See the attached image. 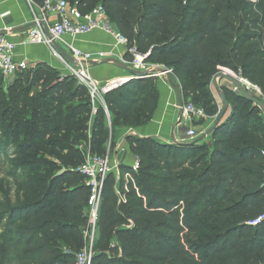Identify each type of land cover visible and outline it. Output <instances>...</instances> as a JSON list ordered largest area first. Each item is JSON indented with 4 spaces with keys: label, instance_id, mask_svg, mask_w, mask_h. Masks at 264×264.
Wrapping results in <instances>:
<instances>
[{
    "label": "trees",
    "instance_id": "trees-1",
    "mask_svg": "<svg viewBox=\"0 0 264 264\" xmlns=\"http://www.w3.org/2000/svg\"><path fill=\"white\" fill-rule=\"evenodd\" d=\"M39 5L43 0H36ZM84 12L102 4L128 48L149 54L148 62L192 78L195 92L211 100L210 86L219 68L232 70L264 95V0H67ZM126 58H132L129 52ZM57 73L47 64L18 73L21 80ZM67 77L45 90L43 98L57 112L47 125V144L80 156L51 173L41 169L29 186L30 198L0 201V264H76L77 243L84 241L91 189L77 168L84 144L76 137V118L93 112L90 93ZM22 83H18L21 85ZM10 87L9 91H13ZM22 90V89H21ZM18 91L22 94L23 91ZM189 87H183L185 99ZM231 101L253 104L225 91ZM157 100L150 101L151 95ZM153 81L134 80L106 92L104 101L117 122L144 113L148 123L159 98ZM21 96V95H20ZM77 101L75 105L70 103ZM235 104L207 143L166 145L153 138L127 137L140 166H120L107 177L99 211V241L117 244L93 254L91 264H264V119L258 106L241 116ZM107 112L96 114L89 140L93 154L109 143ZM84 139H87L84 137ZM121 198H125L126 202ZM133 221L132 228L122 224ZM203 231L204 241H198Z\"/></svg>",
    "mask_w": 264,
    "mask_h": 264
},
{
    "label": "rangeland",
    "instance_id": "rangeland-1",
    "mask_svg": "<svg viewBox=\"0 0 264 264\" xmlns=\"http://www.w3.org/2000/svg\"><path fill=\"white\" fill-rule=\"evenodd\" d=\"M127 60L131 61L132 58ZM148 65L150 69L154 71L160 72L167 70L166 68H163L164 66L158 63L148 62ZM47 66L55 69L57 73L49 74L46 72L41 76L32 77L29 80L25 78L21 80L20 75H16L10 79L0 76V201H4L7 198L12 199L13 201L18 199L27 200L30 198L29 186L41 169L50 171L54 174L60 171L68 163H70L73 167H76L81 163V159L79 158L80 156L71 160L68 153L66 154L62 151H57L54 147H50L47 144L52 139V136L47 132V125H55L57 112L55 108L47 104L46 100L43 98L44 92L52 84L62 82V80L67 79V77L76 79L72 74H70V71L65 66V69H57L51 65ZM227 70L234 78L243 82V78L240 75L236 74L232 70ZM221 71L222 68H219V72ZM166 75L168 76L163 77H170L172 82L180 86L181 91L183 90V87L190 88L189 91L185 92L186 95L184 103L190 101L194 103L198 109L204 111V117L198 118L199 121L193 124L198 137L195 140H187L190 143L195 142L211 128L209 127V129H207V122H215L219 111L224 106L221 99V93L218 91L217 85L220 86L223 92L232 91L233 93H236L234 91L235 86L225 79L216 80L214 77L210 86L213 97L209 100L203 96L201 91H193L194 86L192 85V78L184 82L182 81V77L175 72ZM160 79H162L161 76L158 77L150 74V76L144 79H135L134 83L138 84L141 80H151L153 81V87H158ZM18 83L22 84L18 85ZM11 86L17 88H13V91L10 92L9 88ZM243 88H247V86L244 84ZM109 89H112V87ZM109 89L102 91L101 97L103 99ZM20 90L23 91L22 94H18V91ZM238 91L239 92H237V94L241 96L240 89ZM250 94L253 97L264 100V95L261 91L252 89ZM156 97L157 94L155 96L151 95L149 99L150 101L157 100ZM75 103H77V101L70 103V105H75ZM235 104L240 105L241 108L239 112L241 116L247 114L255 108L254 104L242 103V101H231L228 111L229 114H226L225 118L230 115ZM101 106L102 102L98 101L96 107L99 109ZM144 109L145 106H141L139 113H137L134 117L128 118L129 116H125L123 120L124 122H117L120 120H116L113 116H111V114L107 113L106 127H108L109 130V143L103 150L97 151L96 154L110 161L111 167L114 168V171H116V178H118L117 173L118 171H121L120 166L125 158L124 156H121L119 158L120 164L113 166L114 149L116 148L115 131L117 129L115 125L125 124L127 119H130L131 124H135L139 120L141 114L144 113ZM262 115V118L264 119V110H262ZM95 117L96 115L92 112L88 119L76 118L74 122L76 137L83 138L85 142L84 144H80L78 148H89L88 144L92 136ZM84 137L87 139H84ZM201 142L207 143L209 148L212 147V135H208ZM132 153L134 154L135 165L138 157L133 151ZM120 199L123 200L125 198H121L120 195ZM133 224V221L130 220L129 224H122L120 227L132 228ZM84 237L83 242L76 244L78 249L77 252L90 248H92L94 253L98 251H109L111 245L117 244L115 233L110 236L109 242L107 243L99 241V234L97 232L93 236L92 230H90L89 235H85ZM204 237L205 234L201 231L197 240L204 241Z\"/></svg>",
    "mask_w": 264,
    "mask_h": 264
},
{
    "label": "built area",
    "instance_id": "built-area-1",
    "mask_svg": "<svg viewBox=\"0 0 264 264\" xmlns=\"http://www.w3.org/2000/svg\"><path fill=\"white\" fill-rule=\"evenodd\" d=\"M39 7L44 14V18L39 19L36 17L34 28L30 29L28 32V42L48 46L70 71V74L77 79L78 84L87 88L93 105V114L96 115L98 112V108L96 107L98 101L102 102V105L108 113L105 101L101 97L102 91L108 90L110 87H112V89L119 88L125 84L127 80L119 82L111 81L108 83L99 82L92 76L90 70L93 64L100 63V61L105 58L106 53L83 52L67 42L65 40L66 37H77L89 34L97 29L107 31L116 38L118 43L125 46L127 52L131 55V61H123L130 68L138 71H145L153 75L156 74V76L160 75L158 74L159 71L150 69L147 61L149 54H140L135 47L128 48V40L116 32L107 11L102 4L95 6L87 13H84L77 4H71L67 0H43V3L39 5ZM48 13L54 15L56 20L51 22L49 16H47ZM47 29L50 32V36L47 35ZM54 42L58 43L72 56L73 62L67 60L57 51ZM34 67L35 66H32V64L26 60H17L15 44L9 40L6 35L0 34L1 77L10 79L18 73L31 71ZM170 73H172L171 70L165 73V75ZM242 84L247 86V88L244 89L248 92H251L252 89L260 91L255 85L244 78ZM238 90L239 88L235 87L234 91L236 93L239 92ZM182 117H184L189 123L187 140H195L198 137V134L194 128L192 119L204 117V111L198 109L194 103L187 101L182 106ZM83 153L85 161L76 170L86 177L87 184L91 189L88 208L89 221L84 234L89 235L90 230H92L94 236L97 232V223L104 184L109 174L114 172V168L111 167L109 160L104 159L97 154H93L89 148L83 149ZM139 166L140 163L137 159L135 165H133L134 170H137ZM123 200L126 202L125 199ZM261 223H264V214L254 220L251 224L257 227ZM93 254L94 252L92 248L79 252L77 254L76 264H91Z\"/></svg>",
    "mask_w": 264,
    "mask_h": 264
},
{
    "label": "crops",
    "instance_id": "crops-1",
    "mask_svg": "<svg viewBox=\"0 0 264 264\" xmlns=\"http://www.w3.org/2000/svg\"><path fill=\"white\" fill-rule=\"evenodd\" d=\"M47 14V13H46ZM51 22L56 20L48 13ZM36 17L44 18V14L36 0H0V34L6 35L15 44L17 60L28 61L32 66L47 64L62 69L64 64L46 45L28 42V32L35 26ZM65 40L77 49L86 53H106L100 63L91 67L92 76L101 83L125 81L130 74L117 61H128L126 47L118 43L107 31L97 29L92 33L77 37H66ZM159 98L157 108L151 120L138 126H124L115 131L113 166L119 165V158L124 156L122 165L133 166L135 159L131 146L126 138L129 136L153 138L166 145L187 144L189 123L182 117L184 99L180 86L168 75H159ZM229 114V113H227ZM193 124L198 118L192 119ZM214 122H207V129ZM123 154V155H122ZM116 171H114L115 173ZM118 181L120 172L118 171Z\"/></svg>",
    "mask_w": 264,
    "mask_h": 264
},
{
    "label": "water",
    "instance_id": "water-1",
    "mask_svg": "<svg viewBox=\"0 0 264 264\" xmlns=\"http://www.w3.org/2000/svg\"><path fill=\"white\" fill-rule=\"evenodd\" d=\"M47 35L50 36V32L47 29L46 30ZM54 46L57 49V51L63 56L65 57L67 60H69L70 62H73V58L72 56L65 50L63 49L58 43L54 42ZM119 64H121V67H123L126 71H128V73L130 74L129 79H127V82L135 80V79H144L148 76H150V74L148 72L145 71H138L135 69L130 68L126 63L122 62V61H117ZM170 70H164V71H160L158 74L162 75L165 74L167 72H169ZM156 76V74L154 75ZM216 80L218 79H225L227 81H229L230 83H232L235 87L239 88L241 91V95L244 96L248 101L252 102L255 106H258L259 108H261L262 110H264V100L260 99V98H256L253 97L250 92H248L247 90H245L243 88V84L241 81H239L238 79L234 78L229 71L226 68H222V71L219 72L217 74V76L215 77ZM217 89L218 91L221 93V99L224 103L223 108L219 111L218 116L213 124V126L206 132L204 133L200 138H198L195 143L202 141L203 139H205L208 135H210L213 131H215V129H217V127L220 125L221 122H223L226 114L229 111L230 108V103L226 97V94L222 91V89L220 88V86L217 85Z\"/></svg>",
    "mask_w": 264,
    "mask_h": 264
}]
</instances>
